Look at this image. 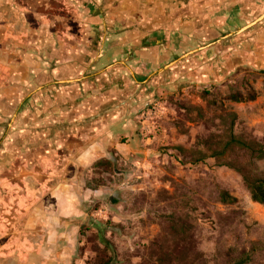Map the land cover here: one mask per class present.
I'll return each instance as SVG.
<instances>
[{
  "label": "crops",
  "instance_id": "0c3cea01",
  "mask_svg": "<svg viewBox=\"0 0 264 264\" xmlns=\"http://www.w3.org/2000/svg\"><path fill=\"white\" fill-rule=\"evenodd\" d=\"M23 2L32 17L23 22L32 25L18 41L15 84L41 110L32 131L0 128V264H85L83 203L124 185L106 164L139 154L153 162L140 139L148 106L241 69L264 70V18L248 28L250 17H239L259 13L264 0H181L179 13L167 17L170 6L155 5L141 20L102 2L88 14L70 0ZM5 104L0 124L10 118L5 108L17 106Z\"/></svg>",
  "mask_w": 264,
  "mask_h": 264
},
{
  "label": "rangeland",
  "instance_id": "374dc122",
  "mask_svg": "<svg viewBox=\"0 0 264 264\" xmlns=\"http://www.w3.org/2000/svg\"><path fill=\"white\" fill-rule=\"evenodd\" d=\"M263 14H251L249 22ZM238 95L255 100L236 103ZM160 98L161 108L145 120L153 140L140 136L142 146L153 149V162L142 163L139 154L137 161L106 164L122 190L92 194L83 203L85 264L99 255L112 264H264V206L252 201L236 171L213 158L195 163L197 150L232 128L264 144V70L241 69L219 84ZM255 165L264 175V161ZM223 192L237 202L223 204Z\"/></svg>",
  "mask_w": 264,
  "mask_h": 264
},
{
  "label": "flooded vegetation",
  "instance_id": "af4514ba",
  "mask_svg": "<svg viewBox=\"0 0 264 264\" xmlns=\"http://www.w3.org/2000/svg\"><path fill=\"white\" fill-rule=\"evenodd\" d=\"M18 1L19 0H0V102L4 105H7L5 103L8 102L13 104L16 103L17 105L13 112L8 110L10 107L7 106L6 109L4 106L10 118L6 120V122L4 121L0 124V128L3 127L8 131L9 127L12 125L13 128L16 127L18 130L26 129L29 132L36 129L34 118L36 115V108L39 107V101L32 92L18 87L15 84L17 69H13V67H16V63L19 60L21 61L22 57L17 53L18 41L23 35L25 26L32 25L29 22L24 23L23 16L31 20L32 17L28 9L24 7V2L22 5H19ZM99 2H102V7L109 13L121 17L132 18L133 20L143 19L145 13L151 11L155 5H160L157 9L164 8L165 5L170 6V8L164 10L163 13V15L167 17L172 15V12H174V14L179 13L185 8L183 5L174 8L181 0H70V3L75 5V9H78L83 14H88L93 8H99ZM128 3H130V5H128ZM72 11L75 15L80 14L75 10ZM250 16V13L244 14L243 12L239 15L243 20ZM165 32L169 34L173 33V31L167 30ZM151 106L152 105L148 106V110ZM53 108L54 107L49 104L44 106V116H47V118L52 116ZM39 109L41 110L40 107ZM6 131L3 138L7 136Z\"/></svg>",
  "mask_w": 264,
  "mask_h": 264
},
{
  "label": "trees",
  "instance_id": "16d2710c",
  "mask_svg": "<svg viewBox=\"0 0 264 264\" xmlns=\"http://www.w3.org/2000/svg\"><path fill=\"white\" fill-rule=\"evenodd\" d=\"M236 103L252 102L253 97L245 98L243 95L233 96ZM223 139L214 137L206 142L205 149L197 150L195 163L204 162L209 158L217 161L219 166L228 167L239 173L246 188L251 194L255 204L264 206V175H260L255 162L264 161V144L254 140H246L234 134L233 128ZM182 151V150H181ZM223 204H233L237 199L228 192L221 194ZM113 260L107 256L99 255L95 264H112Z\"/></svg>",
  "mask_w": 264,
  "mask_h": 264
},
{
  "label": "built area",
  "instance_id": "2783aa9c",
  "mask_svg": "<svg viewBox=\"0 0 264 264\" xmlns=\"http://www.w3.org/2000/svg\"><path fill=\"white\" fill-rule=\"evenodd\" d=\"M161 108V103L160 102H155L152 104L151 108L149 109V112H148V116L150 115V113H153V112H156L157 113V110H159ZM147 118L144 117L142 120H143V126H142V131H141V136L144 138V139H147V142H150L152 141V137L151 135L148 133L149 132V128L145 125V120Z\"/></svg>",
  "mask_w": 264,
  "mask_h": 264
},
{
  "label": "water",
  "instance_id": "95a60500",
  "mask_svg": "<svg viewBox=\"0 0 264 264\" xmlns=\"http://www.w3.org/2000/svg\"><path fill=\"white\" fill-rule=\"evenodd\" d=\"M264 18V15H263V17L262 18H260L259 20H261V19H263ZM253 26V24L252 25H250L248 28H250V27H252Z\"/></svg>",
  "mask_w": 264,
  "mask_h": 264
}]
</instances>
